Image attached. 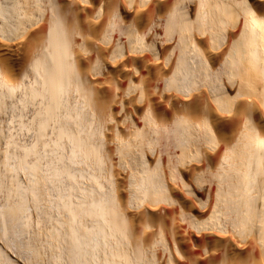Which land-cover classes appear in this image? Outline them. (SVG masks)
<instances>
[{"label": "bare ground", "instance_id": "bare-ground-1", "mask_svg": "<svg viewBox=\"0 0 264 264\" xmlns=\"http://www.w3.org/2000/svg\"><path fill=\"white\" fill-rule=\"evenodd\" d=\"M0 264H264V0H0Z\"/></svg>", "mask_w": 264, "mask_h": 264}, {"label": "rangeland", "instance_id": "rangeland-1", "mask_svg": "<svg viewBox=\"0 0 264 264\" xmlns=\"http://www.w3.org/2000/svg\"><path fill=\"white\" fill-rule=\"evenodd\" d=\"M11 254H12V251H11ZM12 256H16V255L13 253ZM20 260H21V259H19V261H20ZM20 262H23V261L21 260Z\"/></svg>", "mask_w": 264, "mask_h": 264}]
</instances>
